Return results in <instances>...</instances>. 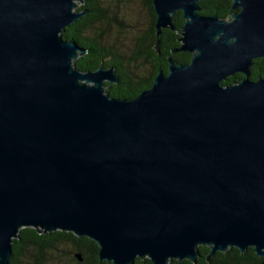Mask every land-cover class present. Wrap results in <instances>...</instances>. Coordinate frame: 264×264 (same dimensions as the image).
Segmentation results:
<instances>
[{"label":"water","instance_id":"water-1","mask_svg":"<svg viewBox=\"0 0 264 264\" xmlns=\"http://www.w3.org/2000/svg\"><path fill=\"white\" fill-rule=\"evenodd\" d=\"M77 1L0 0V264L26 226L94 240L98 264L195 262L198 245L264 264V76L248 77L264 0H231L228 20L151 0L156 36L181 11L172 52L191 56L130 99L104 93L113 67L74 68L86 49L61 34Z\"/></svg>","mask_w":264,"mask_h":264},{"label":"trees","instance_id":"trees-1","mask_svg":"<svg viewBox=\"0 0 264 264\" xmlns=\"http://www.w3.org/2000/svg\"><path fill=\"white\" fill-rule=\"evenodd\" d=\"M123 2L125 0L77 1L75 10L85 11V14L67 26L61 37L86 49V53L75 60L74 68L86 71L99 66L113 67L118 82L107 84L104 93L110 97L130 99L152 85L159 69L166 72L168 57L176 63H183L189 61L191 54L187 51L172 52V49L180 45L179 31L184 22L181 11H177L172 18L175 30L163 28L160 35L156 36V16L151 0H141L148 11L150 23L133 37L134 44L130 55H119L112 45L107 44V38L111 28L124 30L129 27L123 19L119 20V15L114 12ZM231 4V0H202L198 2L199 13L216 14L219 18L226 19L230 16ZM156 40L159 41L158 51L154 48ZM138 61L148 66L146 73L140 76L129 70V66ZM261 76H264V58H257L252 61L248 77L256 80ZM243 77V74L237 72L228 76L222 83L232 84ZM98 250L97 243L86 236L78 237L73 232L59 229L43 233L34 227L26 226L21 227L17 237L12 239L9 264H48L55 260L64 264H98ZM197 251L195 262L190 259H170L168 264H256L262 260L255 254L253 247H247L244 252L234 246L228 247L225 251H216L209 259L208 245H198ZM75 253H80L81 260L75 257ZM102 264L109 263L102 261ZM133 264L152 262L148 257H136Z\"/></svg>","mask_w":264,"mask_h":264},{"label":"rangeland","instance_id":"rangeland-1","mask_svg":"<svg viewBox=\"0 0 264 264\" xmlns=\"http://www.w3.org/2000/svg\"><path fill=\"white\" fill-rule=\"evenodd\" d=\"M114 12L119 15V20L123 19L125 25L129 27L124 30L111 28L108 33L107 44L112 45L119 55L128 57L134 44L133 37L141 33L148 25L149 15L141 0H125V2L119 4V7ZM129 70L134 71L135 74L142 75L146 73L148 66L138 61L129 66ZM48 264H64V262L55 260Z\"/></svg>","mask_w":264,"mask_h":264},{"label":"flooded vegetation","instance_id":"flooded-vegetation-1","mask_svg":"<svg viewBox=\"0 0 264 264\" xmlns=\"http://www.w3.org/2000/svg\"><path fill=\"white\" fill-rule=\"evenodd\" d=\"M152 5V4H151ZM153 8V7H152ZM230 9H231V7H230ZM239 9L238 8H236V9H231V12H230V16H231V14L232 13H234V12H236V11H238ZM148 12V11H147ZM230 16L229 17H226V19L228 20L229 18H230ZM150 23V22H149ZM191 54V53H190ZM167 61H168V58H167ZM189 62V61H188ZM188 62H183V63H188ZM159 70H162V69H159ZM158 70V71H159ZM163 71V70H162ZM136 75H138V74H136ZM117 76V75H116ZM138 76H140V75H138ZM155 77V76H154ZM154 79V78H153ZM117 82H118V80H117ZM117 82H113V83H117ZM113 83H110V82H105V86L107 85V84H113ZM149 88V87H148ZM147 88V89H148ZM262 260H263V258H261Z\"/></svg>","mask_w":264,"mask_h":264}]
</instances>
